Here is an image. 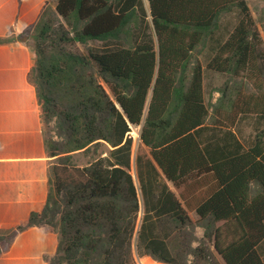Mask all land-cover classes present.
<instances>
[{
  "label": "trees",
  "instance_id": "16d2710c",
  "mask_svg": "<svg viewBox=\"0 0 264 264\" xmlns=\"http://www.w3.org/2000/svg\"><path fill=\"white\" fill-rule=\"evenodd\" d=\"M55 1L22 38L49 195L0 256L49 227L47 264H264V37L247 0Z\"/></svg>",
  "mask_w": 264,
  "mask_h": 264
},
{
  "label": "crops",
  "instance_id": "0c3cea01",
  "mask_svg": "<svg viewBox=\"0 0 264 264\" xmlns=\"http://www.w3.org/2000/svg\"><path fill=\"white\" fill-rule=\"evenodd\" d=\"M252 1L258 2V15L249 6L264 37V0ZM55 6V0H0V37L8 40L0 44V234L27 223L32 212H41L49 195L55 160L47 152L42 107L28 79L33 40L22 38ZM198 234L203 236L204 230ZM57 242L49 227L30 228L16 236L0 264H47ZM137 261L164 264L150 256Z\"/></svg>",
  "mask_w": 264,
  "mask_h": 264
},
{
  "label": "rangeland",
  "instance_id": "374dc122",
  "mask_svg": "<svg viewBox=\"0 0 264 264\" xmlns=\"http://www.w3.org/2000/svg\"><path fill=\"white\" fill-rule=\"evenodd\" d=\"M249 5L251 6V8L254 10V12L258 15V10L257 7L258 6V2L257 1H252V0H249ZM53 13V11H51V14ZM259 17L257 16V19ZM203 60V63H204V58L202 59ZM226 80L225 77H222V76H214L212 78L210 77H207L206 79V85H207V93H208V86L211 84L212 87H217L219 85H221L224 81ZM218 95L217 93L214 94V98H216ZM207 102H209V97L207 98ZM250 133V130H245V134H249ZM131 136L133 137L134 139V148H133V151H134V158H135V155H136V152L138 150V146H139V139H140V128H135L133 129V131L131 132ZM108 151V147L107 146H102L100 149H99V152L100 153H105ZM92 159V155L91 153L90 154H77L75 155L74 157V161L75 163H77L78 165H86L88 164V162H90ZM132 175L134 176L136 182L138 183L137 181V175H136V170H135V165L133 164V168H132V171H131ZM199 231L201 232L202 229H199ZM197 229H196V235L198 234L199 232ZM197 237L199 239H201L203 236L201 234H198ZM199 246V243L198 242H195L193 244V247H197ZM171 247L173 249V251L175 252L176 251V247H175V242L174 241H171ZM135 251H136V246H135ZM137 257V260H139L140 258L138 257V255H136ZM190 260H192V256L189 257Z\"/></svg>",
  "mask_w": 264,
  "mask_h": 264
}]
</instances>
